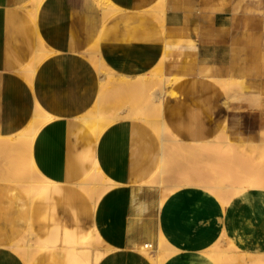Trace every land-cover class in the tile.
Wrapping results in <instances>:
<instances>
[{
    "label": "crops",
    "instance_id": "0c3cea01",
    "mask_svg": "<svg viewBox=\"0 0 264 264\" xmlns=\"http://www.w3.org/2000/svg\"><path fill=\"white\" fill-rule=\"evenodd\" d=\"M28 1L0 0V135L24 130L37 106L53 115L36 133L32 157L56 185L37 197L31 216L22 191L11 183L2 185L0 264H25L6 245L22 235L30 218L35 233L55 246L32 264L94 262L95 255L104 252L101 246L85 256L67 248L93 228L107 248L97 264H154L138 249L147 241L159 242L160 234L165 240L160 264H218L209 251L222 236L240 252L264 253V217L259 222L263 190L247 193L243 206L232 200L224 207L205 189L224 180L211 172L209 162L174 166L164 185L179 173H191L192 178L160 205L155 229L153 209L145 205L147 194L159 186L141 183L161 162L159 136L147 123L126 119L108 126L99 140L81 118L91 114L100 93L94 54H89L96 47L103 63L105 59L122 75L150 72L164 53L185 55L187 66L170 64L171 72L195 78L201 62L223 77L245 80L252 93H264V0H110L118 9L115 13H106L98 0H44L37 18L30 14ZM156 7L165 11L162 19ZM186 101L190 103V97ZM166 108L167 103L165 116ZM97 162L120 184L93 204L77 181Z\"/></svg>",
    "mask_w": 264,
    "mask_h": 264
},
{
    "label": "rangeland",
    "instance_id": "374dc122",
    "mask_svg": "<svg viewBox=\"0 0 264 264\" xmlns=\"http://www.w3.org/2000/svg\"><path fill=\"white\" fill-rule=\"evenodd\" d=\"M92 1L94 2V0ZM26 3H30V5H32V0H29ZM162 58L165 60L163 66L164 72L170 75L171 77L173 76L172 78L173 80H171L172 86L168 93L166 122L169 125L172 136L176 135L177 137L185 140V142L183 143L172 144L173 150L170 156L172 164L170 170L165 174V177L168 174L169 175L171 174L172 170L174 169V166L186 164L188 161L194 160L198 162H209L211 166L210 167L211 172L223 175L224 176L223 183H225L226 185L229 184V187L226 192H219L217 189L212 188L210 184H207L206 185L207 187L205 189L209 190L210 192L214 191L213 194H216V196L221 200L222 205L224 207H227L232 200L234 203L238 204L239 206L245 205L244 200L246 199L247 193H250L255 189H261L264 191V171H262L264 170V166H262L263 165L262 162H264V148H263L264 147V93L262 91H255L254 93H252L249 84L244 82L243 86L241 87L236 82L237 79H233L228 76L223 77L219 74L217 68L208 65L203 66L201 62H200V72L198 76H196L195 78L193 76H188L185 72H178V71L171 72L168 68L170 64H175L176 66L179 67L182 66L185 68L188 62L187 56L183 55L180 57H172L171 55L164 53V56ZM90 60L92 61L91 58ZM104 62L106 63L105 59ZM150 72L144 75H148ZM226 78H230L232 81L226 82L228 83L226 84L224 82L225 81L224 79ZM218 79H220L219 80L220 83ZM221 81L224 82V85H222L223 83ZM155 83L157 86L159 85L158 81H147L146 85H142L141 83L134 84L132 86H128V89L127 86L125 88V86L120 87V86L112 85L111 88L109 87V89L112 91L108 89L107 95L102 100L101 112L106 116H111L114 113H116L118 110L126 106H130L132 109L138 111L150 110V109H146L144 106L146 105V102L148 100V94L150 92L148 90H151L155 86ZM211 84L212 86H210ZM225 84L229 86L230 91L229 90L228 91L231 93L227 91L228 87L222 88L226 86ZM135 88H137V90H135ZM208 89L209 91H207ZM145 92L147 94H144ZM188 97H190L191 99L190 103H187L186 101ZM220 97H223L221 103L219 102ZM134 104H136L135 106L136 108L134 107ZM142 104L143 106L141 107ZM96 107L97 104L92 110L91 114L95 112ZM135 120L142 121L141 119H135ZM216 136L220 142H218L217 139L216 140L214 139L215 140L214 145L203 144L205 140L213 139ZM200 141L201 144L199 143ZM221 141H223V143L227 147H225L224 144L221 143ZM226 141H230V142H226ZM231 141H233L232 142L233 144L231 143ZM244 143L247 144L244 145ZM229 145L231 147H229ZM22 146L23 147L20 146L21 148L19 147L16 150H14L13 156L15 158H18L17 163L23 160L21 163L24 165V167H27L29 165L28 164L29 158L26 148L24 147V145ZM237 146L238 148H236ZM242 146H245L244 148L246 149L240 148L239 150V147ZM237 150H239L240 152L243 151L244 157L242 152L241 153L239 152L241 154L239 155ZM246 150H248V153H253V154H250L249 156ZM187 155L188 157H186ZM3 158L4 156L1 154L0 160L1 159L3 160ZM220 165L222 167H220ZM227 173H229L230 175H228ZM191 176H192L191 173H186V172L179 173L177 177L174 179V182L169 183L167 186L163 185V187L157 184L158 181L157 177L153 179V181L155 180L154 183L151 181L145 184L148 186H153V185L159 186V187H154L150 191V193L147 194L148 204L145 205L152 207L153 209L151 213L152 215H154L155 229L157 226V217L160 209V202H159L160 197L164 195L166 199V197L171 192L179 188L177 187L176 189H174L173 187L174 184H178V183L182 184V182L185 180H191L192 178ZM230 179L233 180L231 181ZM252 181L255 182L256 184L253 183L254 185H252ZM247 185L248 186L250 185L252 187H248ZM221 193L222 195H220ZM241 199L244 200L241 201ZM44 202L47 203L48 200ZM263 217L264 214L259 222L262 221ZM150 242L153 243V246L148 248L146 247L145 248L146 251L144 252V254L147 255L148 257L151 256L152 258H154L157 256L156 248L158 245V239L156 238L155 241H147L142 245L148 243L150 244ZM100 246L101 249L106 253L107 248L105 244L102 243L100 244ZM214 247H218L226 251H229L231 249L233 250L232 252L236 254L237 261L233 260L228 264H232V263L244 264L245 261L248 262L249 260H251L248 257L245 261H241L240 259L241 252L234 246V244L231 243V241H229L226 238V236H222ZM160 256L161 258L165 256L164 251L160 253ZM257 263L264 264L262 262H257ZM218 264L220 263L218 262Z\"/></svg>",
    "mask_w": 264,
    "mask_h": 264
},
{
    "label": "bare ground",
    "instance_id": "6f19581e",
    "mask_svg": "<svg viewBox=\"0 0 264 264\" xmlns=\"http://www.w3.org/2000/svg\"><path fill=\"white\" fill-rule=\"evenodd\" d=\"M43 1L44 0H32V5H30V3H29L30 7L28 8V10H29L30 14L34 18H37L38 8L40 7V4ZM98 1L101 3L102 9L106 13H109V12L110 13H115V12L118 11V9L113 5V3L110 0H98ZM160 2H161V0H160ZM26 7H28V5ZM155 9L157 10V7ZM155 9H154V12L156 11ZM162 11H164V10H162ZM162 11L160 12L159 10H157L155 12L156 15L159 18H161V19L163 18V14H162L163 12ZM152 13H150V14H152ZM89 54H94V58H95L94 65L97 68V70L99 72V76H100V93H99L98 99L96 100L97 101V107H96L95 112L93 114H89V115L83 116L81 118L97 134L99 140H100L101 136L103 135L104 130L109 125H111L112 123L117 122L119 120L141 119L142 121L146 122L157 133V135L160 138V143H161V162H160L157 170L154 172V174H152V176L149 179H147L146 181L142 182L141 185H145V184H147L148 182H151V181L154 183L155 180L153 181V179L157 177V179H158L157 184L159 186L163 187V185L165 184V181H164L165 180V174L170 170L171 164H172L171 157H170L171 154H172V150H173V145L172 144L185 142L184 139L179 138L176 135L175 136L171 135V130L169 128L168 123L166 122L165 107H166V103L168 101V93H169L170 88L172 86V81L171 80H173L172 79L173 76L171 77L170 75H168V74H166L164 72V67L163 66H164V61L165 60L162 58L160 60L159 64L153 70H151V72L148 75L140 76V75H134L133 74L134 75L133 76V75H127V74L126 75L119 74L114 69H112L111 67H109L105 63H103V61L101 60V57H98L100 55H99V51H98L97 47L94 48L93 51H91ZM34 70H35V68L33 66L30 67L29 74H28L29 77L33 75ZM180 78H182V77H180ZM174 79H175V76H174ZM214 80H215V78H214ZM219 80L220 79H218V81ZM224 80L223 81L225 83L232 81L231 79H224ZM147 81H158V83H159L158 86L155 83V86L153 88L150 87L152 89L148 90L150 92L148 94L147 102L145 100L146 105L144 107L146 109H150L152 111H150V110L138 111V110L132 109L130 106H126L124 108H121L120 110H118L116 113H114L111 116H106V115H104L101 112V103H102V100L107 95L109 87L111 88V86L113 85V86H120V87L125 86V88H126V86H127V89H128V86H132L134 84H140L141 83L142 85H146ZM218 81H217V83H218ZM224 82H222L223 84L222 83L221 84L224 85ZM236 82L238 83L239 86L242 87L244 82H245V80L237 79ZM219 83H220V81H219ZM226 84H228V83H226ZM210 86H212V84ZM133 87H135V86H133ZM227 87H228V89H227V91H228L229 90V86L226 85V86H224L222 88H227ZM143 89H142V92H143ZM131 90H132V88H131ZM135 90H137V88H135ZM224 90H226V89H224ZM110 91H112V90H110ZM207 91H209V89ZM236 91H237V89H236ZM211 92H212V90H211ZM245 92H246V90H245ZM229 93H231V92H229ZM144 94H147V93L145 92ZM211 94H213V93H211ZM118 96H119V94H118ZM242 100H243V98H242ZM135 106H136V104H134V107ZM142 106H143V104L141 105V107ZM53 118H54L53 115L48 114L41 107L37 106L36 109H35L34 117H33L32 121H31V123L24 130H22V131H20V132H18L16 134H13V135H5V136H1L0 135V155L2 154L4 156L3 160L2 159L0 160V194H1V190H2V185L4 183H11V184L15 185L17 188H19L22 191L23 196L28 201L29 210H30V216H31L32 206L34 205V202L36 201L37 197L40 194H42L43 192H45L47 190L49 191V189H51L53 186L56 185V182H54V180H50V179L46 178V176L43 175L39 171V169L37 168V165L33 161V157H32V149H33L32 146H33V142H34V138L36 136V133L38 132V130L45 123L49 122ZM177 129H178V127H177ZM43 137H45V135L42 136V138ZM203 139H204V137H203ZM214 139L216 140L217 136L214 137L213 139H207L205 141L203 140L204 141L203 144L204 145H209V144H213L214 145V143H215ZM217 141L220 142L218 139H217ZM226 142H230V141H226ZM232 142L233 141H231V143ZM199 143L201 144V141ZM221 143L224 144L223 141H221ZM246 144L247 143H244V145H246ZM22 145H24V147L26 148V151H27V154H28V158H29V163H28L29 165L27 167H24V165L21 163L23 160H21L19 163H17L18 162V160H17L18 158H15L13 156L14 150L19 148L20 146L23 147ZM224 146H225V144H224ZM238 146L236 148H238ZM225 147H227V146H225ZM229 147H231V146L229 145ZM244 147L245 146L239 147V150H240V148H244ZM228 149H230V148H228ZM232 149H233V147H232ZM244 149H246V148H244ZM239 150H237L238 154L241 155L240 154L241 152L243 154V151L240 152ZM248 150H246L247 153H248ZM249 152H251V151H249ZM248 154L250 156V154H253V153H248ZM20 157H21V155H20ZM90 157H91V155H90ZM186 157H188V155ZM243 157H244V154H243ZM222 163H223V161H222ZM262 163H263L262 166H264V162H262ZM223 165H224V163H223ZM220 167H222V166L220 165ZM93 168L94 169L91 171V173L90 174L88 173L87 176H85V178L82 181H80L79 183L77 181V185L91 196L93 204L94 203L97 204V201L104 194H106L111 188L119 185L120 183L117 182L116 180L108 177L102 171L101 165H100L99 162H97L96 166L93 167ZM262 171H264V170H262ZM227 174L230 175L229 173H227ZM225 176H226V174H225ZM230 180L232 181L233 179H230ZM259 181H261V180H259ZM253 183L256 184L255 182L252 181V185H254ZM208 184H210V186L212 188L217 189L219 192H226L228 190V187H229V184L226 185L223 182L222 183L221 182H219V183H208ZM180 186H181L180 183L173 185L174 189H176L177 187H180ZM248 187H252V186L249 185ZM74 191H76V189ZM218 191H216V192H218ZM213 192L214 191H212V193ZM70 194H71V192H70ZM70 194H69V196H70ZM220 195H222V193ZM39 199H40V196H39ZM42 199H43V197H42ZM42 199H41V201H42ZM50 199H51V197H50ZM164 200H165V197L163 195V196L160 197V200H159L160 205L163 204ZM41 206H43V205H41ZM95 206L96 205H94L93 209H95ZM57 208H58V206H57ZM48 215H49V213H48ZM46 222H47V220H46ZM51 226H53V224ZM47 234H48V232H47ZM102 243H103V239L99 235V233L96 230V228H93L89 232V234L86 237L83 238V240L81 242H79L76 245L75 244L74 245H69V246H67V248L78 250L83 256H85V255L89 254L93 248L100 247V244H102ZM164 244H165V240H164L163 236L160 234L159 242H158V245H157V248H156L157 256L154 257V258H152L151 256L148 257V258H150L152 260V262L154 264H160L161 263L162 259H161L160 253L164 251ZM6 246H9L7 248H11L13 251H16L17 253H19L21 255V257H22V259H23L25 264H32V262H33V260H34V258L36 256H38L39 254L45 252L48 249H51V248L55 247V246H53L51 244H48L44 240H42V238H40V236H38L35 233L33 225H32V222H31V218H30V221L28 222V225L26 226L25 231L22 233V235H20L17 239L13 240L11 243H9V245H6ZM6 246L4 245V247H6ZM141 246L142 247H140L138 250L141 253L144 254V252L146 251L145 248L146 247L147 248L148 247H152L153 243L150 242V244L148 243V244H144V245H141ZM232 251H233L232 249L229 250V251H226V250H222V249H220L218 247H214V248L210 249V251H209L210 253L209 254H211V256L216 261H218L220 264H228L229 262H231L233 260H236V258H237L236 254H234V252H232ZM104 254L105 253L103 252V253H99V254L95 255L96 256L95 261L92 262V263L90 262L89 264H97L98 260L102 256H104ZM248 257L254 262L256 261V262L264 263V253H260V254H256V253H242V252L240 253L241 261H245Z\"/></svg>",
    "mask_w": 264,
    "mask_h": 264
}]
</instances>
